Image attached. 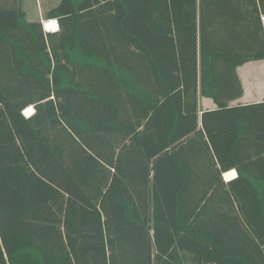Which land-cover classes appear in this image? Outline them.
<instances>
[{
	"label": "trees",
	"instance_id": "trees-1",
	"mask_svg": "<svg viewBox=\"0 0 264 264\" xmlns=\"http://www.w3.org/2000/svg\"><path fill=\"white\" fill-rule=\"evenodd\" d=\"M22 3L0 0V264H264V102L234 104L264 0H62L57 33Z\"/></svg>",
	"mask_w": 264,
	"mask_h": 264
},
{
	"label": "crops",
	"instance_id": "crops-1",
	"mask_svg": "<svg viewBox=\"0 0 264 264\" xmlns=\"http://www.w3.org/2000/svg\"><path fill=\"white\" fill-rule=\"evenodd\" d=\"M49 10V9H48ZM50 11V10H49ZM43 15V13H42ZM39 14L38 19L28 20L30 22L41 21L44 22V17ZM28 16V15H27ZM262 24L264 28V17L262 18ZM233 32V31H232ZM212 41L219 45H235V38L231 36L230 20L228 21V27L225 28L223 24L217 23L215 29H213ZM238 76L243 86L244 95L242 99L234 103L240 106L255 105L264 102V61L254 62L245 65L238 70ZM216 107L213 101L209 99H199L200 115L203 112L213 111ZM234 173V171H232ZM231 172V173H232ZM230 174V173H229ZM228 175V174H227ZM66 264H75L73 260L68 261Z\"/></svg>",
	"mask_w": 264,
	"mask_h": 264
},
{
	"label": "rangeland",
	"instance_id": "rangeland-1",
	"mask_svg": "<svg viewBox=\"0 0 264 264\" xmlns=\"http://www.w3.org/2000/svg\"><path fill=\"white\" fill-rule=\"evenodd\" d=\"M61 1L62 0H23L22 9L27 13L30 20L35 18L38 19L39 14L42 15L43 13L42 17H44L49 10L58 7ZM46 22L47 21H44V23Z\"/></svg>",
	"mask_w": 264,
	"mask_h": 264
},
{
	"label": "water",
	"instance_id": "water-1",
	"mask_svg": "<svg viewBox=\"0 0 264 264\" xmlns=\"http://www.w3.org/2000/svg\"><path fill=\"white\" fill-rule=\"evenodd\" d=\"M43 24V27H44V30L46 31V32H51L49 29H48V24H55V26H58L59 27V24H58V21H49V22H46V23H42ZM235 172V175H234V177L233 178H230V177H227V175L225 176V181L226 182H230L231 180H233V179H235L236 177H237V172L236 171H234Z\"/></svg>",
	"mask_w": 264,
	"mask_h": 264
},
{
	"label": "built area",
	"instance_id": "built-area-1",
	"mask_svg": "<svg viewBox=\"0 0 264 264\" xmlns=\"http://www.w3.org/2000/svg\"><path fill=\"white\" fill-rule=\"evenodd\" d=\"M59 31H60L59 27L56 26V28H55L54 30H52L51 32H49V33H57V32H59ZM45 32H46V31H45ZM47 33H48V32H47ZM34 114H35V110H34L33 107L27 109V110L24 112V115H25V117H26L27 119L31 118Z\"/></svg>",
	"mask_w": 264,
	"mask_h": 264
},
{
	"label": "bare ground",
	"instance_id": "bare-ground-1",
	"mask_svg": "<svg viewBox=\"0 0 264 264\" xmlns=\"http://www.w3.org/2000/svg\"><path fill=\"white\" fill-rule=\"evenodd\" d=\"M48 29L51 31V30H54L55 28H56V26H55V24H48ZM234 175H235V172L233 173H230V174H228L227 175V177H230V178H233L234 177Z\"/></svg>",
	"mask_w": 264,
	"mask_h": 264
}]
</instances>
